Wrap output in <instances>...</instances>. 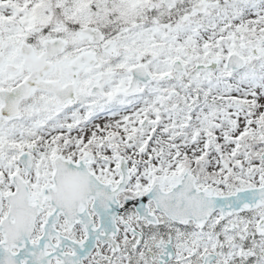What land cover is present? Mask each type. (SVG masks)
Wrapping results in <instances>:
<instances>
[{
    "label": "snow or ice",
    "instance_id": "6c2138e0",
    "mask_svg": "<svg viewBox=\"0 0 264 264\" xmlns=\"http://www.w3.org/2000/svg\"><path fill=\"white\" fill-rule=\"evenodd\" d=\"M0 264H264V0H0Z\"/></svg>",
    "mask_w": 264,
    "mask_h": 264
}]
</instances>
